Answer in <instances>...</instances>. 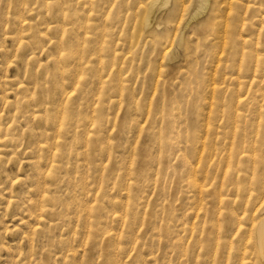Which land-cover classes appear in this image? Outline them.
<instances>
[{"label":"rangeland","instance_id":"1","mask_svg":"<svg viewBox=\"0 0 264 264\" xmlns=\"http://www.w3.org/2000/svg\"><path fill=\"white\" fill-rule=\"evenodd\" d=\"M135 1L0 0V264H264V202L242 204L199 149L234 0H210L187 52L174 36L197 0L173 17L161 1L156 32Z\"/></svg>","mask_w":264,"mask_h":264},{"label":"bare ground","instance_id":"2","mask_svg":"<svg viewBox=\"0 0 264 264\" xmlns=\"http://www.w3.org/2000/svg\"><path fill=\"white\" fill-rule=\"evenodd\" d=\"M136 1H135V3H136ZM161 1H163V6L167 5V0H148L145 4L142 2V4H144V6H142L141 10L143 11L144 16H143V19H142V23L141 24H142V27L144 28V31H146V32H150V31L151 32L152 31L153 32H156L159 29V24H158V22H155L156 21L155 19L157 17V14L159 13V11H162V7L163 6L162 7H159V4L161 3ZM178 1L179 0H176V2H174V6L172 7V9L169 12H167L166 15L168 17H173L176 14V11L178 10L177 8H178L179 4L181 3V2L179 3ZM213 1H215V0H213ZM209 5H210V0H197L196 1L195 9L193 10V13L184 20V23L181 22V23H183V25L181 26V28L177 29V31L175 29L176 33H175V36L174 37H176V38H174V39H176V41H174L175 42L174 44L177 45V47L184 48L185 49V52H187L188 50H191V48L189 47L190 44L183 41L184 32L188 28H190L191 26H192L193 33L196 36H198L200 39L207 36V32L209 30V25L208 24L212 22V19L213 18L212 19H210V18L201 19V18L204 17V15H206V12L209 9ZM95 7H97V6H95ZM184 10H186V9H184ZM178 12H179V10H178ZM184 13H185V11H184ZM184 13H182V14H184ZM181 17L183 19V16L182 15H181ZM221 21H223V20H221ZM232 24H233L232 25V29L230 30V32H231L230 33L231 34V40H232V43L231 42L230 43L232 45L229 46V48H231L229 50H232V56H231V58H230V60L228 62L229 66L224 67L225 65H223L224 68L221 70L222 72H220L222 74H220V75L218 74V76H220V78L217 79L218 82H217V86H216V90H215L216 91V93H215V95H216V97H215V107H210L211 110H209L211 112L214 110L215 112H213V113H215V116L213 115L214 116V119H213V116H210V114L207 116V123H206V125L204 123V126H205V135H206V142H203L199 149H200V151H202V154L203 155H206L207 157H213V158H215L216 163H215V161L212 162L213 163V166L212 167H215L214 166V163L217 164L218 170H221L224 173V176H229L227 178V180H226V177H224V179H223V185H224V182L226 181L225 182L226 183V186L232 187L231 189L234 190L233 193L236 192V193L240 194V197L239 198L242 197V202H243V198L245 199L248 194L250 196H252V194L250 193L251 191H252V193L253 192L256 193V194L254 193L255 197L253 195V197H254L253 199L255 201H260L261 200V201L264 202V0H234V3H233V19H232ZM211 25L212 24H210V26ZM72 26L73 25H71L70 27H72ZM167 30H168V28H167ZM214 30L215 29H213V32H214ZM171 31H172V28H171ZM124 34H126V33H124ZM211 34L213 35L215 33H211ZM225 34H227V31H226ZM72 36H73V34H72ZM187 36H189V35H187ZM190 36H192V34H190ZM214 36L213 37H210V38H214ZM218 37H220V36H217V39H218ZM171 38H173V37H171ZM195 38H197V37H195ZM172 40L170 39V40L167 41L168 47H170V49H171V47L175 46L174 44L171 43ZM208 42L211 43V40L210 41L208 40ZM68 47H69V45H68ZM169 50L168 51L166 50L167 51L166 54H170ZM195 51H197V50H195ZM211 54H212V52H211ZM94 57H95V55H94ZM171 57H172V54H171ZM81 58H79V59H81ZM83 58H85V57H83ZM118 59H119V57H118ZM226 60H224V61H226ZM218 62H219V60H218ZM79 64H81V61H80ZM77 65H78V63H77ZM218 66L219 65L217 64V68H218ZM79 70H82V69L79 68ZM95 71H96V69H95ZM80 73H81V71H80ZM81 74H83V72ZM78 78H81V76L80 77L78 76ZM79 80H81V79H79ZM81 84H83V83H81ZM177 84H176V86H177ZM197 87H198V85H197ZM117 90H118V88H117ZM201 97H203V96H201ZM212 98H213V96H212ZM204 99H205V97H204ZM118 104H119V102H118ZM84 108H85V106H84ZM201 109H202V107H201ZM168 113H170L169 110H168ZM29 114H31V113H29ZM165 114L166 113L164 112V115ZM210 120L213 121V122H211ZM88 121H91V120L89 119ZM211 125H213V126H211ZM70 136H71V133H70ZM106 152H105V154H106ZM126 152H127V150H126ZM75 154H77V153H75ZM166 168H168V167H166ZM215 169H216V167H215ZM215 169L213 171H215ZM117 170H118V168H117ZM165 171H166V169H165ZM218 175H221V174H218ZM143 177H144V175H143ZM163 177H164V175H163ZM219 182H221V181L219 180L218 183ZM144 183H145V181H144ZM133 184H134V182H133ZM135 185H136V182H135ZM218 187H219V185H218ZM228 187H226V188L228 189ZM222 188L223 187L221 185V189ZM200 189H201V186H200ZM227 189H226V192L225 193H227ZM232 190L229 192V194L232 193ZM219 192H221L220 189H219ZM130 195H131V193H130ZM222 197H223V195H222ZM218 199H217V201H218ZM228 200H229V198H228ZM220 203H221V200H220ZM227 204H228V202H227ZM242 204H244V202ZM247 204L250 205V208L251 207L253 208L255 206V205L253 206V204L251 202H247ZM263 205H264V203H262L261 205H259L258 206L259 208H257L255 211L256 212H258V211L260 212L262 209H264V206ZM212 210H213V208H212ZM244 210H245V207H244ZM249 211H250V209H249ZM244 213H246V212H244ZM250 215H251V213H250ZM130 216H131V214H130ZM94 217H95V214H94ZM156 217H159V215L157 214ZM248 217H246V218H248ZM247 220L248 219H246L245 222H248ZM242 223L245 224L244 222H242ZM242 223H241V225H243ZM163 225H164V223H163ZM233 225H236V224H232V226ZM219 226H220V224H219ZM236 228H238V226ZM239 228L242 229V226L239 227ZM95 231H97V230H95ZM245 233H247V232H245ZM245 233H243V235H245ZM101 234H103V233H101ZM171 234H169V235H171ZM237 234H238V232H237ZM162 235H163V233H162ZM173 241H174V239H173ZM213 241H215V239H213ZM256 241H257L258 252H259L261 258L263 259L264 258V219L261 220V221H259L258 224H257V228H256ZM211 242H210V244H211ZM229 245H230V242H229L228 246ZM180 246H182V245H180ZM239 246H240V244H239ZM243 246H245V245H243ZM194 247L195 246H193V248ZM248 247H250V246H248ZM176 248H177V246H176ZM230 249H232V247H230ZM238 249L240 250V247H238ZM186 250H187V248H186ZM249 253H250V250H249ZM216 255H217V252H216ZM185 256H187V255H185ZM156 257H157V255H156ZM198 260H199V257H198ZM144 262H145V260H144ZM162 262H164V261H162Z\"/></svg>","mask_w":264,"mask_h":264}]
</instances>
